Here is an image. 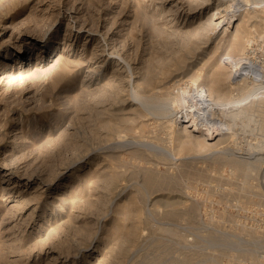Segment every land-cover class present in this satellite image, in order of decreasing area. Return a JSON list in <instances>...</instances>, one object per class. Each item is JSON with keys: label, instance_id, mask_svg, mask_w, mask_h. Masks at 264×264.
<instances>
[{"label": "rangeland", "instance_id": "rangeland-1", "mask_svg": "<svg viewBox=\"0 0 264 264\" xmlns=\"http://www.w3.org/2000/svg\"><path fill=\"white\" fill-rule=\"evenodd\" d=\"M0 264H264V0H0Z\"/></svg>", "mask_w": 264, "mask_h": 264}, {"label": "bare ground", "instance_id": "bare-ground-1", "mask_svg": "<svg viewBox=\"0 0 264 264\" xmlns=\"http://www.w3.org/2000/svg\"><path fill=\"white\" fill-rule=\"evenodd\" d=\"M110 54V53H109Z\"/></svg>", "mask_w": 264, "mask_h": 264}]
</instances>
